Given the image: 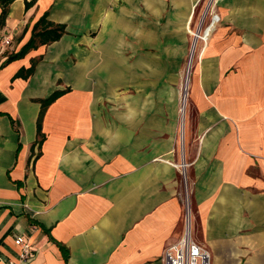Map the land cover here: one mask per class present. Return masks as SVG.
I'll return each mask as SVG.
<instances>
[{
  "label": "crops",
  "instance_id": "1",
  "mask_svg": "<svg viewBox=\"0 0 264 264\" xmlns=\"http://www.w3.org/2000/svg\"><path fill=\"white\" fill-rule=\"evenodd\" d=\"M196 1L10 3L0 28V264L19 262L17 235L33 248L23 264H163L183 231L185 189L211 264H264V0L214 1L177 156L178 51ZM44 12L64 34L4 63ZM55 90L66 91L47 106L39 144L40 100Z\"/></svg>",
  "mask_w": 264,
  "mask_h": 264
},
{
  "label": "rangeland",
  "instance_id": "2",
  "mask_svg": "<svg viewBox=\"0 0 264 264\" xmlns=\"http://www.w3.org/2000/svg\"><path fill=\"white\" fill-rule=\"evenodd\" d=\"M215 0H201L196 1L194 14L192 19L190 20V24L188 26L187 32V41L183 44L182 49H178L179 53L181 51L180 57V68L177 72L178 75V82H177V97H176V105L178 109V124H179V136H178V145H177V156H182L183 150V128L185 117L188 115L190 111H192L191 104H190V97H189V90H190V81L192 72L194 69V65L196 63L199 54L201 53L206 40L208 39L209 35L205 39V34L211 25L213 16L216 15L212 12V6ZM217 16V15H216ZM212 30V29H211ZM211 32V31H210ZM96 35V33H93ZM177 49H174V52ZM189 60H191L190 68H188ZM189 70V71H188ZM188 71V73H187ZM187 75V84L185 85V78ZM184 104V113L183 118L181 117V106ZM181 118L183 120V126L181 129ZM182 158V157H181ZM177 165L180 169H182L183 163L178 162ZM183 174V171H182ZM184 176V174L182 175ZM183 205H184V212H183V225L188 219L189 226L191 230V234L196 241L197 240V222H196V206L195 203L190 200L189 193L187 190H184L183 194ZM184 228V227H183ZM201 242V241H200Z\"/></svg>",
  "mask_w": 264,
  "mask_h": 264
},
{
  "label": "trees",
  "instance_id": "3",
  "mask_svg": "<svg viewBox=\"0 0 264 264\" xmlns=\"http://www.w3.org/2000/svg\"><path fill=\"white\" fill-rule=\"evenodd\" d=\"M14 0H0V28L4 26L5 18L8 14V8L10 3ZM35 0H24L25 8H29ZM65 26L60 23H54L47 18V12H44L32 25L31 34L29 39L15 52H11L7 55L4 63H8L12 60L23 57L31 49H35L40 45L49 44L58 40L65 32ZM33 63L28 68H20L13 76L15 77H27L33 71ZM66 90H55L47 97L40 100V111L36 122V131L38 136V142L41 143L43 134L41 132V120L47 106L53 102L57 97L62 95ZM60 248L65 254V247L60 245Z\"/></svg>",
  "mask_w": 264,
  "mask_h": 264
},
{
  "label": "built area",
  "instance_id": "4",
  "mask_svg": "<svg viewBox=\"0 0 264 264\" xmlns=\"http://www.w3.org/2000/svg\"><path fill=\"white\" fill-rule=\"evenodd\" d=\"M214 17L217 16L214 15ZM9 42V38L4 39L5 44ZM14 242L19 246V262L7 258L4 260V264H23L32 256L33 248L28 239L17 235ZM161 258L163 264H211L209 249L193 238L188 219L184 223L181 236L164 247Z\"/></svg>",
  "mask_w": 264,
  "mask_h": 264
},
{
  "label": "bare ground",
  "instance_id": "5",
  "mask_svg": "<svg viewBox=\"0 0 264 264\" xmlns=\"http://www.w3.org/2000/svg\"><path fill=\"white\" fill-rule=\"evenodd\" d=\"M180 110H181V113H182V115H181V117H182L183 116V113H184V104L181 106V109ZM182 118H181V129H182V126H183V120H182Z\"/></svg>",
  "mask_w": 264,
  "mask_h": 264
}]
</instances>
